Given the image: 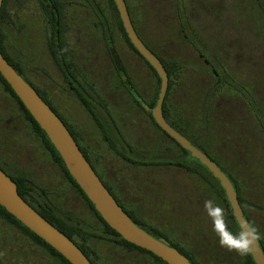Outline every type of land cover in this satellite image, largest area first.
I'll use <instances>...</instances> for the list:
<instances>
[{"label": "rangeland", "instance_id": "rangeland-1", "mask_svg": "<svg viewBox=\"0 0 264 264\" xmlns=\"http://www.w3.org/2000/svg\"><path fill=\"white\" fill-rule=\"evenodd\" d=\"M94 1L105 6L110 4L109 0ZM128 1L147 43L164 57H175L181 65L179 79L183 82L182 93H190V97H186L188 105L182 112V118L193 121L195 117H204L203 140H215L212 154L238 179L243 198L254 205L246 204L245 209L264 240V15L258 6V2L264 4V0ZM63 3L66 5L65 37L71 47H77L75 38L79 36L78 30L82 25L100 33L97 27L93 28L95 18L89 0H64ZM86 6L87 15L84 12ZM6 9L8 23L4 30L9 38L7 48L10 56L24 71L33 67L30 76L38 84L43 75L39 70L41 68L49 73L48 78L57 79V71L48 54L49 27L38 3L34 0H9ZM106 13L113 30L111 47L122 58L129 77L141 87L154 82L147 65L110 17V10L107 9ZM181 23L189 27L199 50L190 43L182 44ZM85 33L81 31L82 36ZM76 51L79 50L76 48ZM207 60L216 64L222 79L230 76L235 82L220 84V77ZM55 91L58 92L57 89ZM184 98L183 95L182 100ZM1 104L0 112L5 117L22 118L20 106L10 100L0 84ZM67 106L71 114L70 122L77 119L87 127L93 125L88 113L76 101L69 99ZM122 106L114 108L113 112L116 115L120 110L117 117L123 115L127 122V106ZM122 128L128 140L134 142L138 128L126 126V123ZM140 130L141 133L147 131L142 127ZM19 132L24 136L23 141L29 143L36 153V158L31 163H25L23 170L33 178L37 189L45 190L46 199L61 214L80 223L91 234L89 244L98 253V263L114 264L120 250L98 239V236H105L104 224L46 161L48 154L44 153L29 125L23 123ZM160 170L161 180L171 187V197L214 195L212 188L194 173L177 168ZM38 191L41 192L40 189ZM15 247L34 256L29 264H58L45 250L32 244L20 231L0 218V253H4L0 255L2 264H24L22 255L23 260L13 256ZM147 257L136 256L135 260L144 263Z\"/></svg>", "mask_w": 264, "mask_h": 264}, {"label": "flooded vegetation", "instance_id": "flooded-vegetation-1", "mask_svg": "<svg viewBox=\"0 0 264 264\" xmlns=\"http://www.w3.org/2000/svg\"><path fill=\"white\" fill-rule=\"evenodd\" d=\"M34 1L38 3L44 13L45 22L49 27L47 43L48 54L52 65H54L57 71L58 78L54 80L48 78L49 73H47L46 69L41 68L39 70L43 75L38 84L30 76V74L33 73L32 67L24 71L27 82H30L35 88L43 92L44 98L55 109L66 126L69 129L71 128L70 130L73 132L74 139L105 186L110 190L125 212H127L139 226L149 231L160 240L174 246L181 253L183 252L182 254H187L191 261H195L197 264H213L210 261V257L201 252V243L203 240H214L217 238L213 231L212 221L206 214L204 203L209 199L215 200L217 205L224 209L227 224L231 222V225L234 226V221H232L230 217V210L232 211V207L228 201L227 195H221L223 192L226 194V192L219 180L211 173L206 165L199 159L193 157L190 152L183 148L184 151L182 150L181 153L180 166L177 164L173 165L170 164L171 161L168 162L169 158L163 157L160 153V150H168L166 145H169V138L166 137L167 142H162V145H164L163 149H161V145L158 149H151V147L148 146V142L144 138H141V135L145 134H161V130H163L157 124L152 112L149 110L156 104L152 105L156 92V78L153 72L148 68L151 74L150 77L154 82H150L148 85L142 87L138 86L134 79L129 77L128 71L127 76L124 74V70L121 69L122 64H120L117 57H115L118 52L111 47V52L114 56L113 61L119 71V73H117L116 89L118 90L119 85H121L122 88H126L125 97L127 100L125 104L127 106V112L125 116L127 122H125L123 115L117 117L120 110H118L116 115L113 112L114 108H122L124 102L122 100H113L109 98L110 95L101 82V79L97 77L93 70L87 69V59L93 56L87 52V32H90L91 28L87 27V25L86 27H83V25L80 26L81 28L78 30L79 36L75 38V40H77L76 48L79 50L76 51V48L73 46L71 47L65 37L67 23L65 21L66 5L63 3L64 0ZM47 2L51 5L57 3V6L54 8L58 20L54 21V23L48 18L46 13L45 5ZM89 2V6H91L95 18L93 28L95 29V27H97L100 32L97 34V32L93 30L95 36H103L105 34L103 25L107 23L110 25L106 13L107 9L110 10V17L114 19L117 26L120 28L118 17L123 25L117 7L119 15L111 3L105 6L94 0H89ZM125 2L135 30L138 34L140 33L139 37L143 39L141 40L147 42L141 34L138 23L134 19L129 1L125 0ZM84 12L87 15V6ZM107 28L106 32L113 43L112 27L110 25L109 27L107 26ZM54 30L58 35L60 34L63 36L65 40L67 56L72 60H70V69L74 74H67L63 69V66L68 64L65 61V52L59 50L58 55L61 60V62H59L55 53L51 50L49 42L54 35ZM81 31L84 33L86 32L85 36L81 35ZM207 62L211 65V68L215 70L213 66L214 63L209 60H207ZM28 70L29 73L27 74ZM169 87L170 86H168L164 100V102L168 103V108L162 106L165 121L170 126H173L182 136L187 138L194 146L205 152L220 169H226L219 159L212 154L211 149H215L216 146L215 140H206V138L203 140L204 135L202 131L204 132V130L202 125L205 121L204 117H195L193 121L184 120L182 118V112L188 105L186 93H182L183 87H181L179 95L181 100L177 101V91L175 90L176 93L173 95L169 93ZM174 87L177 88L176 85ZM56 89L58 92L55 91ZM160 89L161 86L158 90V97ZM183 95L185 98L182 100ZM69 99L76 101L83 107L84 111L88 113L93 127H87L84 122L77 119L70 122L71 114L68 112L67 106V101ZM87 99H89V104H94V109L88 107ZM144 104L149 108L145 107ZM106 107L108 111H106ZM178 111L180 113H178ZM125 123L126 126L138 128V133L134 142L129 141L123 131L122 126H124ZM140 127L147 129V131L141 133ZM163 131L166 132L165 130ZM0 165L2 166L1 161ZM171 168H177L181 171L196 174L201 181L207 183L208 186L212 188L214 195L212 197H205L202 195L194 197H189L187 195L171 197V187L167 186L161 180L159 174L161 171L160 169L169 170ZM228 228L232 231L229 226ZM261 244L264 251V243L261 242Z\"/></svg>", "mask_w": 264, "mask_h": 264}, {"label": "trees", "instance_id": "trees-1", "mask_svg": "<svg viewBox=\"0 0 264 264\" xmlns=\"http://www.w3.org/2000/svg\"><path fill=\"white\" fill-rule=\"evenodd\" d=\"M8 1L9 0L3 1V6L0 11V50L5 56V58L7 59V61L12 65V67L27 81V79L25 78L23 68L18 62H16L10 56L8 52V48H7L8 46L7 43H8L9 38L4 28H5V25L8 23V20H7L8 13L6 9L8 5ZM109 2L115 7L117 11V8H116L117 5L115 1L110 0ZM54 5H51L49 2H47V4L45 5V10L48 15V18L53 23L54 21L58 20L56 16L55 8H54L57 6V3H55ZM258 6L261 8V11L264 15V4H262L261 2L259 4L258 2ZM117 14H118V11H117ZM118 20H119L120 29L122 30L124 37L130 44L132 49L139 55L142 61L153 72V75L156 78L155 79L156 92H155V96L152 101V105H154L158 98V90L161 86V80L158 74L155 72L154 68L134 48L133 44L131 43L130 39L127 36V33L125 32V29L119 17H118ZM106 25L108 27L110 26L108 25V23ZM106 25L105 24L103 25L104 32H105L103 36H100V35L95 36L93 33V30H91L90 32L89 31L87 32V52L93 55L91 58L87 59V69L93 70V72L97 75V77L101 79V82L106 87V90L108 91V94L110 95L109 98H112L113 100L115 99L122 100L125 104L127 100V98L125 97L126 88L125 87L122 88V86L119 85L118 90L116 89L117 76H118L117 73H119V71L117 69L116 64L113 61L114 56L111 52V46H112L111 44L113 43L110 40L109 35L106 32V29H108ZM138 35H140V33ZM180 36L183 42L182 44L190 43L196 50L200 49L195 43V41L192 39L193 37L190 33L189 27L185 25L184 23H181V26H180ZM144 43L153 54L159 57V59L162 61L165 68L167 69V72L170 78L169 93H172L174 95V93H176L177 91L178 93L177 101L181 100V97L179 95H180V88L181 86H183L182 85L183 82L181 81V79H179L181 65L178 64V60H176L175 57L166 58L163 55H161L159 52H157L147 42L144 41ZM49 45L51 47L52 52L55 53V56L59 62H61L59 55H58L59 50H63L65 52L66 54L65 61L68 64L63 66V69L65 70L67 74L68 73L74 74V72H71V69H70L71 68L70 63L72 60L69 56H67L68 54L66 53L65 40L63 36H61L60 34L58 35V33H56L54 30V35L51 38ZM115 57H117L120 64H122L121 69L124 70V74L127 76V70H126L125 65L122 62V58L118 55V53L116 54ZM213 66L215 69L214 71L220 77L219 78L220 84L224 85L226 83L231 84L232 82L233 83L235 82L230 76H225L224 77L225 79L223 78L224 79L223 80L221 78L220 71H218V69L216 68V64H213ZM28 83L33 88H35V86H33L30 82ZM0 84L3 86L10 100L14 101L20 106L21 113H22V118L20 119L19 117L7 118L0 112V161L2 162V166L0 165V167L16 182L17 187H18V192L25 199V201H27L35 210H37L46 220H48L51 224H53L56 228H58L61 232H63L71 240H73L79 246V248L87 255V257L91 260L93 264H99L98 263V253L89 244V239L91 237V234L87 233V231L83 229L80 223L61 214L57 210V208L52 204V202L46 199L47 193L45 192V190L39 188L41 191L39 192L38 191L39 189L36 188V184L33 178L28 176L27 173L23 170L24 167H26L25 163H28V162L31 163V161H33L36 158L35 151H33L29 143H26V141L25 142L23 141L24 136L21 135L19 132L20 127L23 123H27L29 125L31 133L41 143L44 149L43 150L44 153L46 155L48 154V160L46 159V161H48V163L54 167L57 173L60 174L69 183L75 195L86 206V208H88L104 224L105 236H98V239L100 241H106L107 243L112 244L116 249L120 250V252H118V256L114 258L115 260L114 264H167L165 261L160 259L154 253L144 248L138 247L133 243L126 241L116 230H114L107 224V222L103 219V217L95 209L94 204L90 201L86 193L82 190L80 185L77 183V181L73 178V176L69 172L61 154L58 152L54 144L51 142L48 135L40 127V125L34 119L32 114L28 111V109L24 106L23 102L20 100V98L17 96V94L14 92L10 84L6 81V79L2 76L1 73H0ZM175 85L177 86V88L174 87ZM120 87L122 88V90ZM35 89L37 90L39 95L44 99V101L55 111V109L44 98L43 92L37 88ZM185 93H186V97H190L189 91L188 92L186 91ZM88 101L89 99H87V103H88L87 105H89L88 107H90L91 109H94V104L91 105L89 104ZM2 105L3 104H1L0 106L3 107ZM163 106L168 108V103L164 102ZM106 111H108L107 107H106ZM178 113L180 112L178 111ZM161 131L163 132V133L161 132V134H151V135L145 134L142 137L147 142L148 141L150 142V143L148 142V146H150L151 149L153 148L158 149L160 145H161V149H163L164 145H162V142L164 143L167 142L166 137L169 138V141H168L169 145L168 146L166 145L168 150L167 151L160 150L161 151L160 153L163 157L165 156L167 159L169 158L168 162L171 161L170 164H173V165L177 164L178 166H180L181 153H182V150L184 151L183 147L180 144H178L168 133L164 132L163 130ZM70 132L73 135V132L71 130ZM172 144L175 145V148H174L175 150L172 149ZM43 159L45 160V158ZM239 161L240 160H237L236 162H239ZM221 169L222 171H224V173L231 179V181L237 187L238 198H239V202L242 205V207L245 209L246 204L254 206L252 202H249L243 198L242 188H241L240 183L238 182V179L227 169H223V168ZM221 195L226 196L224 192ZM244 212L247 215L249 221L251 223H254L251 216L246 212V210H244ZM125 213L127 214V212ZM230 217H231V220L234 221L233 223L234 226L231 225V222L228 224V226L232 229L233 233H236L239 230V225L237 221L235 220V217L231 210H230ZM0 218L3 221H5L7 224L11 225L12 227L20 231L32 244L39 246L40 248L45 250L46 253H48L49 256L53 257L54 260L58 264H72L59 251L54 249L50 244H48L45 240L39 237L36 233H34L32 230L26 227L21 221H19L15 216H13L10 212H8L1 204H0ZM131 219L133 220L132 217ZM133 222L139 226V224L135 222L134 220ZM139 227L142 228L141 226ZM147 232L151 234L149 231ZM260 242L264 243L262 236H261ZM201 245H202L201 252H203V254H205L206 256L210 257V261L213 264H239V263L240 264H255L251 254L245 257H241L234 252H228L222 247H220L218 237L215 238L214 240H203ZM13 249H14V251L12 252L13 256H15L16 259L21 260L22 258L20 255H22L24 259V264H29L31 261H33L34 256L30 254L29 252H25L24 250L18 249L16 247ZM183 255H185L188 258L187 254L184 253ZM136 256H141V258L143 256H148V257L147 259H145L144 263H142L139 260H135L137 259ZM190 262L192 264H197L195 261L190 260ZM0 264H2L1 261H0Z\"/></svg>", "mask_w": 264, "mask_h": 264}, {"label": "water", "instance_id": "water-1", "mask_svg": "<svg viewBox=\"0 0 264 264\" xmlns=\"http://www.w3.org/2000/svg\"><path fill=\"white\" fill-rule=\"evenodd\" d=\"M0 0V11L3 6ZM122 18L128 38L138 53L154 68L161 78V89L155 106L149 109L157 124L178 144L199 159L219 180L225 189L233 215L240 226L241 221L249 219L239 202L238 191L231 179L202 150L194 146L187 138L171 127L163 116L162 106L169 86V76L162 61L153 54L139 37L131 21L125 0H114ZM0 73L10 84L14 92L45 131L61 154L69 172L86 193L95 209L126 241L144 248L167 264H192L174 246L160 240L140 228L125 213L117 200L102 182L89 163L70 130L56 112L44 101L33 88L7 61L0 50ZM145 107L149 108L146 104ZM0 204L26 227L59 251L72 264H93L79 246L61 232L19 194L16 182L0 167ZM255 264H264V251L260 240L251 254Z\"/></svg>", "mask_w": 264, "mask_h": 264}, {"label": "clouds", "instance_id": "clouds-1", "mask_svg": "<svg viewBox=\"0 0 264 264\" xmlns=\"http://www.w3.org/2000/svg\"><path fill=\"white\" fill-rule=\"evenodd\" d=\"M204 208L212 221L213 231L219 239L220 247L241 257L248 256L255 251L261 234L254 223L243 220L238 232L233 233L228 228L224 209L218 206L215 200H206ZM0 255H4V253H0Z\"/></svg>", "mask_w": 264, "mask_h": 264}]
</instances>
